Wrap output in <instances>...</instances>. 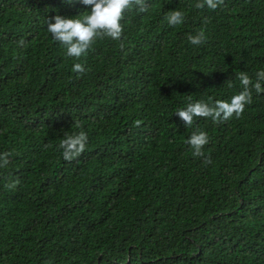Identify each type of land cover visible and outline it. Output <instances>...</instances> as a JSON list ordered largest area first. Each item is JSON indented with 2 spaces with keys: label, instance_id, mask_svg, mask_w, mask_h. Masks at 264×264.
Masks as SVG:
<instances>
[{
  "label": "trees",
  "instance_id": "1",
  "mask_svg": "<svg viewBox=\"0 0 264 264\" xmlns=\"http://www.w3.org/2000/svg\"><path fill=\"white\" fill-rule=\"evenodd\" d=\"M143 2L73 58L46 19L86 15L80 0H0V264H264V90L239 117L175 114L264 70V0Z\"/></svg>",
  "mask_w": 264,
  "mask_h": 264
},
{
  "label": "clouds",
  "instance_id": "2",
  "mask_svg": "<svg viewBox=\"0 0 264 264\" xmlns=\"http://www.w3.org/2000/svg\"><path fill=\"white\" fill-rule=\"evenodd\" d=\"M223 2L224 0H198L195 7L215 10L223 5ZM80 3L87 8V14L80 18H76L77 15L72 17L55 15L50 20L46 19L48 33L64 46L66 55L73 58L85 55L97 38L108 37L118 40L122 35L121 21L124 14L133 8L138 12L146 9L143 0H80ZM165 18L170 26H175L183 22L184 14L174 9L170 10ZM205 39L202 29L188 36V41L192 45H200ZM72 70L83 72L84 67L81 63H74ZM239 81L242 90L232 95L230 99L217 100L211 104L204 101L189 102L185 107L178 108L175 114L186 126L191 125L195 117H211L214 121L227 120L233 114L239 117L245 106L251 103L250 87L258 93L264 90V85L261 83L264 81V70L255 73V81L242 71L239 74ZM228 86L231 87V81ZM87 140L88 137L84 131L66 136L61 141L63 159L71 160L80 154L85 149ZM207 142V134L203 131L194 132L187 139V143L193 149V155H199L202 146ZM5 164H7V154L0 153V166Z\"/></svg>",
  "mask_w": 264,
  "mask_h": 264
}]
</instances>
